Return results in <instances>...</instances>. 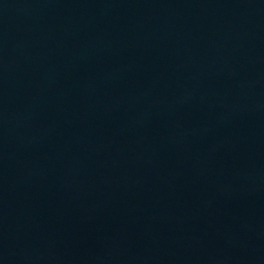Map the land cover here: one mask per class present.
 Masks as SVG:
<instances>
[{"label": "water", "instance_id": "1", "mask_svg": "<svg viewBox=\"0 0 264 264\" xmlns=\"http://www.w3.org/2000/svg\"><path fill=\"white\" fill-rule=\"evenodd\" d=\"M0 264H264V0H0Z\"/></svg>", "mask_w": 264, "mask_h": 264}]
</instances>
